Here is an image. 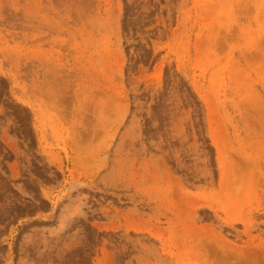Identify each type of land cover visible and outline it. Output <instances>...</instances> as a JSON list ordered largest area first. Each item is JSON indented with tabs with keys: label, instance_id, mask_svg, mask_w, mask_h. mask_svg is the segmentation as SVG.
Returning <instances> with one entry per match:
<instances>
[{
	"label": "rangeland",
	"instance_id": "rangeland-1",
	"mask_svg": "<svg viewBox=\"0 0 264 264\" xmlns=\"http://www.w3.org/2000/svg\"><path fill=\"white\" fill-rule=\"evenodd\" d=\"M0 264H264V0H0Z\"/></svg>",
	"mask_w": 264,
	"mask_h": 264
}]
</instances>
